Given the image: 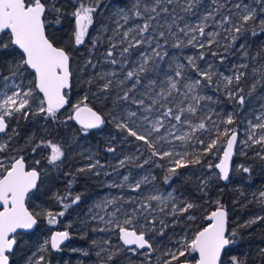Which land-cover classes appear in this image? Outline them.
<instances>
[{"label":"snow or ice","instance_id":"6c2138e0","mask_svg":"<svg viewBox=\"0 0 264 264\" xmlns=\"http://www.w3.org/2000/svg\"><path fill=\"white\" fill-rule=\"evenodd\" d=\"M73 2L76 5L71 12L75 21L73 37L79 46L84 44L103 0H89L87 4L85 0ZM52 15L55 16L54 21L49 20ZM64 15L57 0H0V54L12 58L9 75L2 77L0 85V134L7 137V141L0 143V153L6 152L12 136L19 134L15 128L9 127L13 121H28L39 116L57 125V136L61 129L71 131L69 122H75L79 125L78 134L84 138L93 133L99 134L106 123H111L119 132L126 134L123 137L125 141L133 137L142 142L137 148L140 155H143L141 148L148 150V156L136 167L143 168L154 157L167 159L165 183L181 175L179 169L201 164L202 156L208 155L218 158L219 162L215 165L209 162L207 168L215 167L219 170V179L228 181L239 133L237 128L227 126L236 124L240 115L250 109L251 118L245 117L246 138L239 143L247 148L260 145L261 150L255 155L264 160V91H261L264 89V71L259 73V78L246 92L240 86L248 75L246 71L234 68L231 75H225L211 62L204 67L200 65V61H205L208 55L221 63L226 59L223 54L214 51L213 46L227 52L249 30L252 35L258 34L256 28L264 33V0H208L207 3L205 0H131L130 4L127 0H118L112 5L110 19L115 28L108 39L110 46L105 59L110 65H119V71L115 68L100 71L84 81L96 99L111 103L107 113L90 106L88 95L77 103H70L73 86L70 53L56 46L46 34V27L61 24ZM133 20L143 22L126 28ZM108 31L107 26L100 29L101 33ZM102 39V35L95 37L93 48ZM240 47L243 50L244 46ZM185 48L198 49V52L186 57H182V53L170 55L169 49ZM134 54L135 60L132 59ZM243 55L247 56V52L244 51ZM165 64L167 71L162 68ZM89 67H97L92 59L85 61L83 69L86 71ZM248 67L245 63L238 66L239 69ZM161 72L162 80L158 79ZM26 73L31 76L27 85ZM150 73L157 78H149ZM253 74H256L255 69ZM209 86H215L217 91L223 88L235 110L223 116L217 113L210 106L216 103L213 97L201 94ZM62 110L68 111L63 120L60 119ZM221 124L225 125L223 129ZM198 133L207 134V139L200 138ZM224 137L227 139L221 144ZM173 141H180L179 147L184 150H177ZM26 143L31 144L33 153L48 149L47 162L57 168L67 158L64 143L33 137H29ZM196 145L200 147L196 148ZM189 147L192 151H188ZM106 151L115 153L116 148L109 145ZM85 158L90 162L79 168L78 173L100 176L105 165L95 158L94 153ZM136 159L139 157L126 155L116 167L123 168ZM34 163L38 166L40 160ZM156 167L163 165L156 164ZM239 167L244 173L252 172L251 167ZM103 174L110 175L107 172ZM130 176L131 173L124 175L123 183L108 186L140 193L143 186L155 180L150 175L140 179H130ZM39 179L40 171L36 167L28 168L23 155L0 159V264H13L11 257L17 246L18 230H31L38 224L40 213L34 215L25 202L29 194L37 189ZM200 185L201 190L207 188L208 178L202 177ZM259 196V203L264 205V191ZM56 198L63 204V211L55 214L47 211L45 216L49 225L58 224V218L81 201L80 195L71 197L70 202H66L69 199L67 196L57 195ZM217 204V209L206 217L211 223L191 239L184 237L177 241L175 251L165 252L169 259L164 264H190L188 258L193 254H198V259L193 257L195 264H223L222 254L235 243L236 232L226 235L228 213L219 201ZM195 207L187 200H179L174 193L165 195L153 189L147 195L105 197L89 209L88 217L81 224L86 229L90 221H97L104 227L92 228V231L113 232L118 236L119 244L113 245L111 239L103 241L100 251L106 253V264H111L122 254L128 264H135L129 253L131 256H143L140 264H151V254L155 251L153 237L164 236V230L169 226L166 218L179 217ZM187 219L194 217L189 215ZM259 221H264V216L250 219L245 226ZM178 222L177 219L171 221L173 225ZM71 227L69 223L64 230L53 232L43 242L40 251H61V246L71 239ZM84 235H87L86 230ZM92 243L97 245L95 240ZM261 253L264 254V249ZM83 254L87 256L88 252ZM27 264H51V261H46L41 255L38 260L29 259ZM232 264L241 262L234 256Z\"/></svg>","mask_w":264,"mask_h":264},{"label":"trees","instance_id":"16d2710c","mask_svg":"<svg viewBox=\"0 0 264 264\" xmlns=\"http://www.w3.org/2000/svg\"><path fill=\"white\" fill-rule=\"evenodd\" d=\"M58 6H60L65 15L62 18V22L56 26H49V32H58L57 37H53L52 39L55 43L59 44L66 51L70 53L71 56V67L74 68L73 72V86L70 92V101L73 99V94L75 92V87L79 83L76 79V70L81 66L82 60L92 59L97 55L101 50H106L105 43L108 42L103 40L101 43L97 44L95 48H93L92 43L88 40L84 42V44L77 46L74 42V29L72 22L71 12L75 8V4L73 0H57ZM89 0H85L87 4ZM118 0H103L101 7L98 11V14L95 15L94 20L95 24L99 22H103L106 19V16L109 12L108 7L117 3ZM123 2V0H120ZM130 4V0H127ZM207 3V0H205ZM50 21L55 20V16H49ZM91 32V31H89ZM257 35H252L251 30L242 35L237 41L236 45L230 48L227 52L224 51L223 48L214 47L213 50L223 54L226 59L221 63L219 59L210 56L212 63L215 64L217 69L227 70L228 67L232 65L234 62H243L245 64L251 65L253 67L252 62L260 63L261 59L264 58V33H260L259 28H256ZM226 43V42H225ZM241 45L244 46L243 50L241 49ZM247 52V56L243 55V52ZM170 55H181L182 57H186L188 55H193L198 52V49H190L185 48L183 50L179 49H169ZM241 60V61H240ZM81 62V63H80ZM186 63V61H183ZM12 63V58L7 55L0 54V80L3 76L9 73V65ZM80 63V64H79ZM202 61H200V65H202ZM264 65V62L263 64ZM261 65L258 67V71L256 74H253V71H248L246 69H242L249 73V76H246L244 80L241 82V87L247 90L251 86L252 83L256 81V78H259V73L264 71V68H261ZM165 65H162V68L165 69ZM76 69V70H75ZM165 71V70H164ZM89 72V70H88ZM92 75H94V70L90 71ZM149 74V78L151 76ZM155 75V74H154ZM158 79H163V72ZM147 82L146 80L144 81ZM78 90H85L87 95L89 96V105L95 108L98 111H103L107 113L111 109V103H102L98 99H96L88 86L86 85H77ZM213 96H216V103L220 101L223 104V110L233 112L235 110V105L232 101H230L227 96L221 92L217 91L215 86H209L206 89ZM37 95H39L37 93ZM71 103V102H70ZM67 108V106H66ZM65 110H62V113L65 114ZM68 114V113H67ZM65 114V115H67ZM60 117L63 120L64 116ZM240 118V117H239ZM239 118L237 119L236 124L229 125L231 128H237L239 132ZM71 126V131H65L61 129L59 131V135L56 134L57 125L52 121H45L41 117L37 116L34 118H30L28 121L23 119L18 122L13 121L10 124V128H15L18 135H13L11 141L9 142V148L6 152L0 153L1 157H10V156H18L23 155L27 158L31 157V144L26 143L29 137H33L36 140L47 138L52 139L53 142H61L66 143L70 139V134L72 130L79 129L77 125L73 122H69ZM44 128V131L42 130ZM114 125L111 123H106L103 128L101 135H96V133L90 134L87 139L90 142L98 143V146L108 147L109 145L116 148V154L119 151L124 150L128 144V148L133 149L135 143H133V137H128L127 141H125L122 137L123 132H119L115 129V132L118 134L116 139L112 137ZM11 134V133H10ZM102 134H109L111 138L108 140L104 139ZM122 138H121V137ZM83 138V137H82ZM78 142L81 140V137L77 138ZM224 138L221 139V144L223 143ZM108 142V143H107ZM135 142V141H134ZM66 145V144H65ZM138 146V145H136ZM48 149H43L37 151L35 154L41 159L42 162L46 161V156ZM135 150V149H134ZM8 151L10 153L8 154ZM132 151V150H130ZM104 150L106 159L107 152ZM215 152V150H214ZM258 152V149L254 146L252 148H246L245 153L242 155L236 154L233 161L232 171L227 183H223L219 177H217L212 185H208L207 188L201 190V185L198 184L192 176H188L189 172H193L198 165H191L188 168L179 169V173L181 175L177 177H173V179L169 183L164 182V176L166 175L165 161L162 160L161 165L163 167H155L154 163H150V167L153 168V174L155 180L153 181L156 186H158L162 190H166L168 188H173L176 192L180 193L182 198H185L187 201L196 205L195 208L191 209L188 214L192 215L194 219L187 220V222L193 224L191 226V230L198 231L204 225H206V217H208L211 210L218 207L217 201H219V205H222L227 213H228V233L235 231L236 236L234 237L235 243L229 245L222 256L223 264H232V257H236L237 260L241 262V264H264V254L261 253V249H264V221H259L256 224H252L251 226H245L246 223L256 217V216H264V205L259 203V200L256 198V192L260 190L262 185L264 184V160L259 159L255 155ZM8 154V155H7ZM68 156V157H67ZM67 160H69V155H67ZM74 156V155H73ZM110 156V155H109ZM107 156V157H109ZM72 157V156H71ZM212 157L213 161H218V158H213L212 155L203 156L202 163L206 162L207 158ZM103 159V160H104ZM30 160H38L34 158H30ZM102 160V161H103ZM107 163V159L104 160ZM108 164V163H107ZM240 164L245 167H251V174L244 173L240 167L236 165ZM64 165V163L62 164ZM239 165V166H240ZM154 166V167H153ZM109 168V167H108ZM108 168L102 171V174L108 170ZM79 168H74L73 170H54L52 176L44 174L42 177L41 183L38 185L35 192L28 199V207L31 212L35 215L36 213H40L38 216V224L36 228L27 233H19L17 235V240L20 242L15 249L18 254H26L32 251L35 243L42 240V238H46L49 235L52 227H59L61 225L65 226V222L63 220H70V224H76L79 219L85 220L87 218L85 211L90 207L91 203L101 196L104 183V177H98L91 175L89 173H78ZM101 176V175H100ZM57 195L59 196H67L69 199L66 202H70L71 197L75 195L81 196V201L79 204L73 205L68 211L65 213L63 217H59V223L56 225H49L47 223V219L45 213L47 211H51L54 214L60 211H63V204L57 201ZM185 215V214H183ZM181 215V216H183ZM237 217L238 219L233 221V218ZM180 226V227H179ZM182 224L176 223L173 225L172 223L164 230V236L160 237L155 235L153 237L154 244L153 247L163 249L167 246L168 243L174 242V236H181V230L183 229ZM72 229V227L70 228ZM87 229H90V224H87ZM91 233L86 235L84 241L87 242L86 250L89 252V241ZM50 258L55 257L56 252L49 253ZM193 257H196L193 254L192 257H189V261H194ZM139 257H132V261L138 260ZM169 259L168 256H161L159 261H156L154 264H164V261ZM184 259V258H181ZM111 264H119L117 258L111 262ZM137 264V262H135Z\"/></svg>","mask_w":264,"mask_h":264},{"label":"rangeland","instance_id":"374dc122","mask_svg":"<svg viewBox=\"0 0 264 264\" xmlns=\"http://www.w3.org/2000/svg\"><path fill=\"white\" fill-rule=\"evenodd\" d=\"M207 2H208V0H207ZM108 10H109V12H108V14L106 16L105 21L99 22L97 25H95L94 31L88 32V35L85 38V41L88 40V41H90L92 43V40L95 37L101 36V35L103 37L102 41L103 40L108 41L109 37H111V35H112V31L111 30L113 28H115V24L110 19L111 11H112V6L111 7L109 6L108 7ZM142 22L143 21H140V20H133V21H130L129 24L126 25L125 27L127 28L129 26H132L135 23H142ZM103 26H107L108 27L109 31L107 33H101L100 32V29ZM209 30H211V29H209ZM105 45H106V50H107L109 48V46H110L109 45V42H106ZM214 47L215 46H213V48ZM190 49H192V48H190ZM106 50L105 51L104 50H101L100 52L97 53L96 56L94 54V57L92 58V61H93V63H95L97 65V67L95 69H92L91 67H89L85 71L83 69V66H84V63H85V61L87 59L81 61L82 62L81 66L77 70L75 69L76 70L75 76H76L77 81L79 82L77 85H85L86 86V84L84 83V81L90 75H92L91 72H90L92 70H94V73L93 74L98 73L100 71H110L113 68H115L117 71H119V65H115L114 66V65H110V64L106 63V59H105ZM118 53H119V48H117V50H116L117 58H118ZM135 58H136V56L134 54L132 59L135 60ZM202 62L203 63L201 65V67H204L207 62H211L212 63V60H211L210 56H206V60L205 61H202ZM263 62H264V58L261 59L260 63H258V62H252L253 67H251V65H248L249 67L246 70H248V71H251L252 70L253 71V69H255L256 71H258L259 65L263 64ZM242 63L243 62H234V63H232V65L230 67L227 68V70H221V69L218 70L217 67H215V68L219 72L224 73L225 75H231L232 74V70L234 68H236L237 70H240V71H244V70L238 68V66L240 64H242ZM214 66H215V64H214ZM129 67H131V64L129 65ZM71 68H72V71L74 72V68L75 67L73 66ZM88 70H89V72H88ZM164 70L167 71V66H165V69ZM7 75H9V73ZM7 75H5V76H7ZM193 75H195V74H193ZM249 75L250 74L248 73L247 76H249ZM150 78H157V77L154 74H151ZM30 79L31 78L28 77L27 74H25V84L26 85H27L28 80H30ZM257 79H258V77L256 78V80ZM2 83H3V80L1 79L0 80V85H2ZM77 85L75 87V92L73 94V99L70 101L72 104L77 103L79 100L82 99V97L84 95H87V92L85 90H78V86ZM206 89L207 88H205L204 91L201 94L207 95V96H211V97H213L214 100L217 99L216 96H213ZM115 91H118V89L113 91V95H115ZM220 91L224 93L223 88H221ZM261 91H264V89H262ZM210 106L212 108H214L216 110V112L219 113L221 116H223V115H225L227 113H231V111H225V110H223V104L220 101H218L217 103H213ZM132 107H133V110H136L135 109V106H132ZM250 111H251L250 109L249 110H246L244 113H242L240 115V118L238 120V122H239L238 123L239 124V140H238L236 154H239V155H242V153L244 154L245 153V149L247 148V147H244V146L240 145L239 141L246 138V136H245V127H246L245 117L251 118ZM64 112L67 113L68 111L65 110ZM63 115H65V114H63ZM154 116H155V114H154ZM213 118L216 119L215 116ZM220 127H221V129H223L225 127V125L221 124ZM227 127H229V125ZM229 128H231V127H229ZM115 129L116 128L113 129L112 137H114L116 139V137H117L118 134L115 132ZM42 130L44 131V128ZM161 131H162V133L164 132L163 129ZM100 133L97 134V135H101ZM102 135L104 136L105 142H106V140H108V138H111V136L109 134H102ZM125 135L126 134L124 133L122 135V137H124ZM197 135H199L200 138H202V139H207V134L201 135V134L198 133ZM79 137H80V135H78V138ZM224 139H226V137H224ZM5 141H7V137L4 134H0V143H3ZM133 143H135V146L133 147V149H130L132 151L129 150L128 144H127L126 148L124 150L119 151L118 154H116V152L115 153H109L110 159L107 161V163H108L107 164L105 161H102L104 159L103 158L104 155H103L102 152H103V150L106 151V148L107 147L98 146V143H96V142H90L87 138H84V137L81 138V140H79V142H78V147L80 148L79 153L81 154L82 158L84 159L83 160V164L81 165V167L85 166L86 164H88L90 162L85 157H87L90 153H94L95 154V158L96 159H99L101 161V163L105 165V168H108V167L110 168V169H108L106 171L107 173H110V175H105V177H104L103 192H102L101 196L98 197L96 200H94L91 203L90 207L85 211V214H86L87 217L89 215V209L93 208V205L95 203H97L99 201H102L105 197L124 196L125 198H127L130 195H137V196H139V195H147L150 191H152L153 189H155V190H157V191H159V192H161V193H163L165 195L168 194V193H170V192L171 193H174V195L177 196L179 198V200H186L185 198H182V196L180 195V193L176 192L173 188H168L166 190H162L158 186H156L154 182H152V183H150L148 185L143 186L140 193H131L127 188L121 189V188H118V187H109L108 186V185L113 184V183H123L122 177L124 175L129 174V173H131L130 179H140L144 175H150V177L151 176H154V174H153V168L150 167V163H154V166L155 167H156V164H160L161 165L162 160H160L158 157H154L153 158V161H151L149 164L144 165L143 168L136 167L135 166L136 164L143 163L144 159L148 156L149 153H148V150L146 148H141L140 150L143 152V155H140V153L137 152V148L140 147V145H142V142L136 141L135 138H133ZM173 143L177 146V150H181V151L184 150V149H181L179 147L180 144H181L180 141H173ZM193 144H195V141H193ZM136 145H138V146H136ZM165 147L167 148V145H165ZM199 147H200L199 145H196V148H199ZM254 147L257 148L258 151L261 150L260 145H254ZM101 150H102V152H100ZM188 151H192V148L189 147ZM126 155L138 156L139 159H136V160L128 163L127 166H125L123 168H117L116 166L118 165L119 160L120 159H123L124 156H126ZM2 158H4V157H1L0 156V159H2ZM164 161H165L164 162L165 165L168 166L167 159H165ZM209 162H211L213 165H215L217 161L216 162L213 161L212 160V157L207 158L206 162L199 164L198 167L195 170H193V172H189L188 173V176H192L193 178H195V180H196V182L198 184H200V179L202 177H206V178H208V185L209 186L212 185L214 183L215 179L217 177H219V175H218V172H217V170H216L215 167H213L212 169H208L207 168V164ZM239 165L240 164H237L236 166L239 167ZM261 191H264V184L262 185V187L260 188V190L257 191L256 194H255L256 195V198L258 200H260L259 194H260ZM189 215L190 214L185 213V215H183V216H179V217H175V218L174 217H167L166 218L169 224L171 223V221L173 219H177L179 221L178 223L184 225L183 226V229L181 230V236H179V237H175L174 236V242L173 243L172 242L168 243L167 246H165L163 249H160L158 247L154 248L155 251L151 254V264H154L156 261H159V259L161 258V256L165 255V252L166 251H168V250L175 251L176 248L178 247L177 241L181 240L184 237H187L188 239H191V237L196 233V231H194V229L191 230V226L193 224L187 222V220H188L187 219V216H189ZM237 219H238L237 217H234L233 218V221H235ZM78 221H80V219ZM208 221L209 220L207 219L206 222H208ZM99 224H100V226L103 225L100 222L98 223V225ZM157 227H159V225H157ZM65 251H67V253L78 252V251H73V249H70V250L68 249V250H65ZM91 253H92L91 251L88 252V254H90V255H91ZM41 255L42 254H40L39 256H41ZM39 256H37V257H35L34 259H31V260H38ZM136 259H137V257H136ZM143 259H144V257L143 256H140L139 259L136 260L135 262H137V264H140V261L143 260ZM69 262H70L69 259L68 258H65L63 260L62 264H70ZM72 263H74V264H80L79 261L77 260V257H74L72 259Z\"/></svg>","mask_w":264,"mask_h":264},{"label":"flooded vegetation","instance_id":"af4514ba","mask_svg":"<svg viewBox=\"0 0 264 264\" xmlns=\"http://www.w3.org/2000/svg\"><path fill=\"white\" fill-rule=\"evenodd\" d=\"M71 23L73 24V26H74L73 29L75 30V21H74L73 17H72V22ZM95 25H97V23L95 24V22H94V25H92L89 28V31H94ZM49 31H50V28H49V26H47L46 27V34L49 36V39H51L53 41L52 36L53 37H57V33L58 32L56 33V32H49ZM53 43L56 46H58V47H62L59 44L55 43L54 41H53ZM26 74H27L28 77L31 78V76L28 73H26ZM67 113H65V114H67ZM9 127H10V125H9ZM74 133H75V135H73ZM78 135H79L78 134V129L72 130V133L69 136L70 139L65 143L66 144V156L69 155V160H67V158H66L65 161H64V165H61L58 168L53 166V165H50L47 162V159H46V161L42 162L41 159L35 158V157H38V155L35 154V153H32L31 157H29V158L24 156L25 162H26V165H27L28 168L36 167L37 170L40 171V179H39V181L37 183V187L41 183L42 177H44L45 172H46V175L52 176V174L54 173V170L55 171L56 170H62V169H66V170H71L72 169L73 170L74 168H81V165L83 164V160L84 159L82 158L81 154L79 153L80 148L78 147V140H77ZM80 137L82 138V136H80ZM48 152H49V150H47V153ZM100 152H102V150ZM102 153L105 156L104 150H103ZM107 153H108L107 156H109V152H107ZM107 156H106V159L108 161L110 159V156L109 157H107ZM30 158H34V159L40 160V164L38 166L35 165V163H34L35 160H30ZM104 169H106V168H104ZM108 169H110V168H108ZM103 176H104V174L101 173V176H98V177H103ZM102 189H103V186H102ZM35 190H33V192L29 194V197L35 192ZM27 202H28V199L26 200V206L28 207V203ZM28 209H29V207H28ZM29 211H30V209H29ZM63 221L65 222V226L61 225L59 227H52V229L49 232V235L46 238H42L41 241H39V242L34 244L32 251H30V252H28L26 254L25 253L24 254H18L15 251V249H16L15 248L14 252H13V256L11 257L13 264H27V261L29 259H34L35 257L39 256L40 254L45 256L46 261H51V264H62V262H63V260L65 258L69 259V261H70L69 263L70 264H74V263H72V259L74 257H77V260L79 261L80 264H106V253L103 252V251H100V249L104 246L103 245V241L107 240V239H111L113 245H116V244L120 243V241L118 239V236L115 233H113V232H100V231H92L91 230L92 228L104 227V225L100 226V224L98 225L99 222L90 221L89 222L90 229L88 230L87 228L85 229V227L81 224L83 219H80V221H78L76 224H73L72 229H69V231L71 233V239L66 241L65 244L61 246V248H62L61 251L57 252V251L49 249L48 251L41 252L40 251V247H41L42 243L46 239L50 238V236L52 235L53 232L64 230L65 227L70 223V220H67V219H65ZM36 226L33 228V230L36 228ZM85 230L87 231V234L91 233L90 238H88V241L90 242L89 243V247H90V251L92 253H91V255L88 254L87 256H85L83 254V252L86 250L85 248H86V245H87V242L84 241L85 238H86V235H84V231ZM19 233H27V232H18V234ZM93 240L97 241V245H99V247L92 243ZM18 245H20V242H18V240H17V246ZM75 248L78 249L77 250L78 252L67 253V251H65V250H68V249L70 250V249H75ZM98 251H100V255L99 256H97V254H96ZM51 252H56L55 257L50 258L49 253H51ZM128 255L130 256L131 259H132V257H137V256H131L130 253ZM117 260L119 261V264H128V261L124 259V254H122L120 257H117Z\"/></svg>","mask_w":264,"mask_h":264},{"label":"water","instance_id":"95a60500","mask_svg":"<svg viewBox=\"0 0 264 264\" xmlns=\"http://www.w3.org/2000/svg\"><path fill=\"white\" fill-rule=\"evenodd\" d=\"M74 124H76L75 122H73ZM77 125V124H76ZM79 126V125H78ZM239 133V132H238ZM227 139V138H226ZM238 140H239V135H238ZM238 145V144H237ZM236 151H237V148H236V150H235V154L233 155V157H232V161H231V165H232V167H233V161H234V157H235V155H236ZM221 155H222V153H221ZM219 162V159H218V161L216 162V163H218ZM232 167H231V171H232ZM217 170V172H218V174H219V170L218 169H216ZM231 171H230V173H229V177H230V174H231ZM223 183H227L228 181H224V180H222V179H220ZM38 183V182H37ZM26 203V202H25ZM224 208V207H223ZM217 209V207L215 208V209H213V210H211L210 211V213H209V215L213 212V211H215ZM225 209V208H224ZM226 210V209H225ZM211 223V221H208L207 223H206V225H204L202 228H200L198 231H200V230H202L203 228H205V227H207L208 226V224H210ZM33 229H31V230H18V232H30V231H32ZM227 230H228V216H227ZM197 231V232H198ZM227 233H228V231H227ZM227 233H226V235H227ZM195 258L196 259H198V254H195ZM222 256H223V254H222ZM221 259H222V257H221ZM190 264H195V260L194 261H190Z\"/></svg>","mask_w":264,"mask_h":264}]
</instances>
